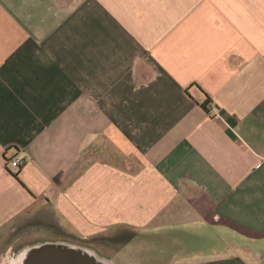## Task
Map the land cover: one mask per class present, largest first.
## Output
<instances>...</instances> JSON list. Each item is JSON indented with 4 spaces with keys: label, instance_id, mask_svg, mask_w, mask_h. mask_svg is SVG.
<instances>
[{
    "label": "crops",
    "instance_id": "crops-1",
    "mask_svg": "<svg viewBox=\"0 0 264 264\" xmlns=\"http://www.w3.org/2000/svg\"><path fill=\"white\" fill-rule=\"evenodd\" d=\"M44 242L264 264V0H0V264Z\"/></svg>",
    "mask_w": 264,
    "mask_h": 264
},
{
    "label": "water",
    "instance_id": "water-1",
    "mask_svg": "<svg viewBox=\"0 0 264 264\" xmlns=\"http://www.w3.org/2000/svg\"><path fill=\"white\" fill-rule=\"evenodd\" d=\"M109 264L93 252L66 243L44 242L30 247L20 256L21 264Z\"/></svg>",
    "mask_w": 264,
    "mask_h": 264
},
{
    "label": "rangeland",
    "instance_id": "rangeland-1",
    "mask_svg": "<svg viewBox=\"0 0 264 264\" xmlns=\"http://www.w3.org/2000/svg\"><path fill=\"white\" fill-rule=\"evenodd\" d=\"M199 242H200V240H199V238H197V239H193L192 240V243H195V245H199ZM112 250H114V251H116L115 253V255L114 256H116L117 254H118V252H119V246L117 245V244H112ZM100 258V257H99ZM104 260V259H103ZM105 261H107V260H105ZM108 263L109 264H124V261H122V260H118L116 257L115 258H111V259H108Z\"/></svg>",
    "mask_w": 264,
    "mask_h": 264
},
{
    "label": "built area",
    "instance_id": "built-area-1",
    "mask_svg": "<svg viewBox=\"0 0 264 264\" xmlns=\"http://www.w3.org/2000/svg\"><path fill=\"white\" fill-rule=\"evenodd\" d=\"M207 111H208V113H210V114H215L214 113V108H213V106H212V104H210V106H208L207 107ZM21 164V161H20V159L19 158H13L12 160H10L8 163H7V165L9 166V167H11V169H17L18 167H19V165Z\"/></svg>",
    "mask_w": 264,
    "mask_h": 264
},
{
    "label": "trees",
    "instance_id": "trees-1",
    "mask_svg": "<svg viewBox=\"0 0 264 264\" xmlns=\"http://www.w3.org/2000/svg\"><path fill=\"white\" fill-rule=\"evenodd\" d=\"M210 104H211L210 99L208 96H206L205 100H203V103L201 104V107L203 110L207 111V107L210 106Z\"/></svg>",
    "mask_w": 264,
    "mask_h": 264
},
{
    "label": "flooded vegetation",
    "instance_id": "flooded-vegetation-1",
    "mask_svg": "<svg viewBox=\"0 0 264 264\" xmlns=\"http://www.w3.org/2000/svg\"><path fill=\"white\" fill-rule=\"evenodd\" d=\"M71 245V244H70ZM71 246H73V245H71ZM77 247H79V246H77ZM81 248H83V249H86V248H84V247H81ZM86 250H88V249H86ZM88 251H90V250H88ZM48 259V257H44L43 258V261H44V264H45V261Z\"/></svg>",
    "mask_w": 264,
    "mask_h": 264
},
{
    "label": "bare ground",
    "instance_id": "bare-ground-1",
    "mask_svg": "<svg viewBox=\"0 0 264 264\" xmlns=\"http://www.w3.org/2000/svg\"><path fill=\"white\" fill-rule=\"evenodd\" d=\"M4 264V263H3ZM15 264H21V259H20V256H19V259H17L16 263Z\"/></svg>",
    "mask_w": 264,
    "mask_h": 264
}]
</instances>
